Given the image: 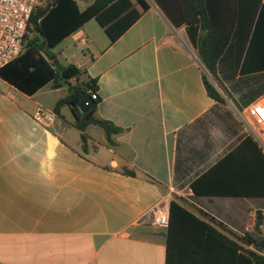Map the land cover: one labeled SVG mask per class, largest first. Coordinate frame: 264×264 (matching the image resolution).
Returning a JSON list of instances; mask_svg holds the SVG:
<instances>
[{"label":"crops","instance_id":"crops-1","mask_svg":"<svg viewBox=\"0 0 264 264\" xmlns=\"http://www.w3.org/2000/svg\"><path fill=\"white\" fill-rule=\"evenodd\" d=\"M148 1L117 40L91 19L63 40L71 39L68 53L54 50L55 65L76 64L82 80H97L94 115L122 128L114 144L96 124L74 127L68 105L54 124L35 119L39 106L55 112L68 85L28 94L0 76V264H214L213 253L196 243L169 252L168 228L146 219L173 194L237 234L254 228L264 196L187 189L251 135L241 110L264 100V68L244 70L248 46L239 57L233 36L213 77L186 26ZM253 54L252 65L262 64L264 52ZM205 73L225 103L208 94ZM123 166L136 174L122 173Z\"/></svg>","mask_w":264,"mask_h":264},{"label":"trees","instance_id":"trees-1","mask_svg":"<svg viewBox=\"0 0 264 264\" xmlns=\"http://www.w3.org/2000/svg\"><path fill=\"white\" fill-rule=\"evenodd\" d=\"M46 1L44 5H37L31 14L22 53L0 68V76L28 94H34L48 83L54 87L68 85L69 93L56 104V115L62 117L60 109L68 105L75 118L71 123L74 127L84 131L89 124H96L105 130L109 143L114 144L112 136L121 133L122 128L94 115L98 100H95L93 120L78 107L83 89L89 85L86 92L96 91L97 80L89 76L82 80L85 71L76 64L56 67L53 49L91 19L99 22L113 42L138 20L150 3L148 0H92L81 8L78 0ZM155 1L176 27L186 26L204 68L213 77H217V63L233 36L239 45V57L248 46L249 61L244 70L264 68V57L262 64L257 61L252 65L253 52L260 49L264 52V12L259 13L262 0ZM31 31L36 34L27 40ZM204 83L211 97L226 102L206 73ZM119 170L127 175L136 174L128 166ZM191 188L199 195L264 196L263 150L252 135L247 136L195 179ZM167 238L169 252L176 243H196L213 253L214 264H264V210L256 212L252 230L237 234L214 216L173 194Z\"/></svg>","mask_w":264,"mask_h":264},{"label":"built area","instance_id":"built-area-1","mask_svg":"<svg viewBox=\"0 0 264 264\" xmlns=\"http://www.w3.org/2000/svg\"><path fill=\"white\" fill-rule=\"evenodd\" d=\"M39 0H0V68L17 58L25 45V34L31 14L40 5ZM93 100H98V92H92ZM35 119L45 125L54 124L55 112L39 106ZM241 118L248 125L250 134L264 150V100L258 99L241 110ZM188 193H193L189 187ZM147 220L154 225L168 228L170 224V201L161 200L146 213ZM264 254V251L262 252Z\"/></svg>","mask_w":264,"mask_h":264},{"label":"water","instance_id":"water-1","mask_svg":"<svg viewBox=\"0 0 264 264\" xmlns=\"http://www.w3.org/2000/svg\"><path fill=\"white\" fill-rule=\"evenodd\" d=\"M89 85H87L86 88H88ZM86 88L82 91V97L80 98L78 102V107L83 113L89 114V119L93 120V113H94V106H95V100L92 99L91 94L87 91ZM82 139L84 142L87 141L86 135H82Z\"/></svg>","mask_w":264,"mask_h":264},{"label":"rangeland","instance_id":"rangeland-1","mask_svg":"<svg viewBox=\"0 0 264 264\" xmlns=\"http://www.w3.org/2000/svg\"><path fill=\"white\" fill-rule=\"evenodd\" d=\"M39 2H41L40 5H44V4H46L47 1H46V0H39ZM78 2H79V4H80L81 7H85V5H86V0H78ZM35 34H36L35 32H32V31L29 32V36H28L27 40L33 38ZM70 41H71V39H67V40L61 42V44L58 45L57 47H55V48L53 49V51L55 50V51L58 52V51H60L61 49H63L66 53H68V52H69V49L67 48V46L69 45ZM56 67L60 68V65L57 64ZM44 96H45V95H44ZM71 131H72V133H74V135H75V134L77 135V137L79 138V140L82 141V135H83V134H81L80 132H78L77 130H74V129H72ZM91 142H92V141H91V138H90V139H89V145H90ZM91 152H93V149H91Z\"/></svg>","mask_w":264,"mask_h":264}]
</instances>
